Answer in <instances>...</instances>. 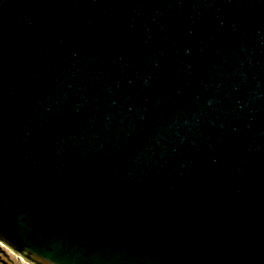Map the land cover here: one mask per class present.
I'll list each match as a JSON object with an SVG mask.
<instances>
[{"label":"water","instance_id":"95a60500","mask_svg":"<svg viewBox=\"0 0 264 264\" xmlns=\"http://www.w3.org/2000/svg\"><path fill=\"white\" fill-rule=\"evenodd\" d=\"M0 242L264 264V0H0Z\"/></svg>","mask_w":264,"mask_h":264},{"label":"rangeland","instance_id":"374dc122","mask_svg":"<svg viewBox=\"0 0 264 264\" xmlns=\"http://www.w3.org/2000/svg\"><path fill=\"white\" fill-rule=\"evenodd\" d=\"M8 248L9 247L0 242V264H32L22 257L19 258L16 252L12 249L11 252L10 248Z\"/></svg>","mask_w":264,"mask_h":264},{"label":"bare ground","instance_id":"6f19581e","mask_svg":"<svg viewBox=\"0 0 264 264\" xmlns=\"http://www.w3.org/2000/svg\"><path fill=\"white\" fill-rule=\"evenodd\" d=\"M9 249V248H8ZM10 251L12 252V250L10 249ZM17 255V254H16ZM18 256V255H17ZM19 258H20V256H19Z\"/></svg>","mask_w":264,"mask_h":264}]
</instances>
